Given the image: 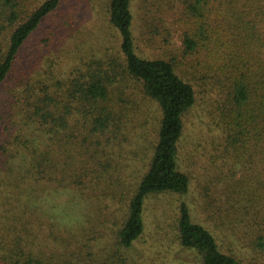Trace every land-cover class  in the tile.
I'll return each mask as SVG.
<instances>
[{
	"label": "trees",
	"instance_id": "1",
	"mask_svg": "<svg viewBox=\"0 0 264 264\" xmlns=\"http://www.w3.org/2000/svg\"><path fill=\"white\" fill-rule=\"evenodd\" d=\"M65 1L0 0V264H264V0H106L108 46L31 52Z\"/></svg>",
	"mask_w": 264,
	"mask_h": 264
},
{
	"label": "rangeland",
	"instance_id": "2",
	"mask_svg": "<svg viewBox=\"0 0 264 264\" xmlns=\"http://www.w3.org/2000/svg\"><path fill=\"white\" fill-rule=\"evenodd\" d=\"M67 7L63 6L62 9L58 10L54 17L50 18L48 21L43 24L42 29L32 37L30 41L31 52L33 50H42L44 49L43 38L47 37L48 31L57 29L60 25L58 23L63 19L67 21V28L64 30L66 39H69L70 46L76 47L79 52L82 54L90 47H92L101 37V45L108 46L111 42V32L110 29L106 26L105 21V10H106V0H66ZM68 17H65L67 16ZM56 26H58L56 28ZM103 34L102 36L100 34ZM44 51V50H43ZM30 52V51H29ZM194 122L196 123L200 130L196 129L195 134H198L200 131H203V121L200 119L197 109L193 111ZM206 132L209 129L205 128ZM199 135V134H198ZM196 135V136H198ZM200 173V171H198ZM199 183H201L200 176H196ZM159 206L164 208L165 211H169L168 215L172 216L174 213L173 200L167 198L163 203L160 202ZM153 229H150L152 231ZM166 234L170 233V229H167ZM163 233V234H165ZM153 234V233H152ZM144 239H146L144 237ZM169 251V250H168ZM170 260H178L183 262H191L193 259L189 254L185 253H171L169 255Z\"/></svg>",
	"mask_w": 264,
	"mask_h": 264
}]
</instances>
